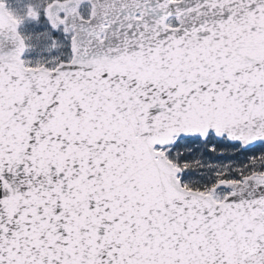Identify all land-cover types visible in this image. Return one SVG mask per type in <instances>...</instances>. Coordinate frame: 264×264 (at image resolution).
<instances>
[{
    "label": "snow or ice",
    "instance_id": "1",
    "mask_svg": "<svg viewBox=\"0 0 264 264\" xmlns=\"http://www.w3.org/2000/svg\"><path fill=\"white\" fill-rule=\"evenodd\" d=\"M0 264H264V0H0Z\"/></svg>",
    "mask_w": 264,
    "mask_h": 264
}]
</instances>
